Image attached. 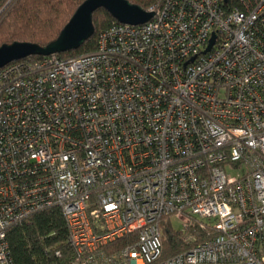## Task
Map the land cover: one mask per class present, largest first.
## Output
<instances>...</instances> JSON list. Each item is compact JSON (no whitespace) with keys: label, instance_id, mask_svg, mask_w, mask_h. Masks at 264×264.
I'll use <instances>...</instances> for the list:
<instances>
[{"label":"built area","instance_id":"1","mask_svg":"<svg viewBox=\"0 0 264 264\" xmlns=\"http://www.w3.org/2000/svg\"><path fill=\"white\" fill-rule=\"evenodd\" d=\"M145 11L92 52L0 69V264L51 208L73 264H264V0ZM173 221L205 238L163 259Z\"/></svg>","mask_w":264,"mask_h":264},{"label":"trees","instance_id":"2","mask_svg":"<svg viewBox=\"0 0 264 264\" xmlns=\"http://www.w3.org/2000/svg\"><path fill=\"white\" fill-rule=\"evenodd\" d=\"M85 0H0V46L13 42H28L41 47L55 40L60 31ZM147 10L163 0H127ZM93 35L75 50L58 54L69 59L92 52L99 33L117 23L105 10L93 14ZM31 56L24 60L42 59ZM195 236L185 241L188 232L176 230L169 223L162 225V258L179 254L203 242L205 231L194 227L189 231ZM10 255L15 264H73L72 250L68 246L65 220L57 208L35 213L28 221L16 223L7 230ZM60 250L56 257L53 248Z\"/></svg>","mask_w":264,"mask_h":264},{"label":"water","instance_id":"3","mask_svg":"<svg viewBox=\"0 0 264 264\" xmlns=\"http://www.w3.org/2000/svg\"><path fill=\"white\" fill-rule=\"evenodd\" d=\"M105 10L120 24L141 25L148 22L153 13L143 10L127 0H85L60 31L57 38L46 46L28 42H13L0 46V69L7 64L31 56H49L79 49L94 33L93 14ZM211 39L209 47L213 44Z\"/></svg>","mask_w":264,"mask_h":264},{"label":"rangeland","instance_id":"4","mask_svg":"<svg viewBox=\"0 0 264 264\" xmlns=\"http://www.w3.org/2000/svg\"><path fill=\"white\" fill-rule=\"evenodd\" d=\"M230 173H231V174H234L233 171L230 172ZM172 223H173V227H174V229H176V230H179V229H180V224H179V222H177V221H173Z\"/></svg>","mask_w":264,"mask_h":264}]
</instances>
